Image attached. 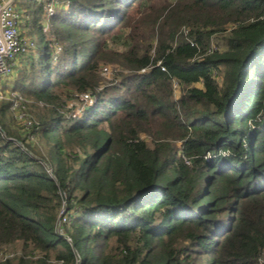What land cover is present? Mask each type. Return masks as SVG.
Listing matches in <instances>:
<instances>
[{
  "label": "trees",
  "instance_id": "1",
  "mask_svg": "<svg viewBox=\"0 0 264 264\" xmlns=\"http://www.w3.org/2000/svg\"><path fill=\"white\" fill-rule=\"evenodd\" d=\"M47 2L32 126L0 106V264H264V0H58L44 30Z\"/></svg>",
  "mask_w": 264,
  "mask_h": 264
},
{
  "label": "built area",
  "instance_id": "2",
  "mask_svg": "<svg viewBox=\"0 0 264 264\" xmlns=\"http://www.w3.org/2000/svg\"><path fill=\"white\" fill-rule=\"evenodd\" d=\"M58 0H49L45 5V17L49 19L54 14ZM45 19V18H44ZM46 20V19H45ZM23 21V12L16 6V0H0V87L5 81H9L17 73L20 58L32 52L36 47L35 37L24 35L21 32V23ZM45 21V25H46ZM44 25V30L47 26ZM145 71V69H142ZM104 74L110 73L108 66L103 69ZM18 100L13 108L17 109L21 117H25L24 128L32 126V120L24 112L25 105H22V96L16 95ZM16 100V98H15ZM95 103V97L90 92L76 94L67 104L69 116L72 119H79L85 113V110ZM1 130V127H0ZM70 222L69 212L65 205L62 206L59 218L56 224L57 234L70 238L66 234L65 226ZM0 252V259H7L8 254ZM78 264V263H76Z\"/></svg>",
  "mask_w": 264,
  "mask_h": 264
},
{
  "label": "rangeland",
  "instance_id": "3",
  "mask_svg": "<svg viewBox=\"0 0 264 264\" xmlns=\"http://www.w3.org/2000/svg\"><path fill=\"white\" fill-rule=\"evenodd\" d=\"M21 1L22 0H16V6L19 8V10L21 11V12H23L24 14H23V16H24V20H23V23H22V25H23V27L25 28V27H27L26 28V30L27 31H23L24 32V35H28V36H33V37H35V39H36V34L37 33H35V35H32L33 34V30H32V26H31V24L29 25V22L31 21L30 20V16H29V14H28V12H25V10H24V7H23V5H21ZM27 1L28 0H24V5L26 6V8H28V5H27ZM44 1V0H43ZM60 6L62 5V2L59 4ZM58 5V3H57V7L55 8V10H54V14L57 12V8H59L60 6ZM59 6V7H58ZM29 9V8H28ZM45 14V13H44ZM53 14V15H54ZM43 17H45V15H42V18ZM29 18V19H28ZM46 19V20H45ZM45 21H47L46 22V26L48 27V23H49V19H47L46 17H45ZM43 22V21H42ZM28 27H30V29L28 28ZM29 30H30V33L31 34H27V32H29ZM110 45L112 46V47H116V48H118V49H124L125 47H126V45H125V41H124V39H119V38H116L114 41L113 40H111L110 42ZM24 58L23 57H21L20 58V61H19V67H21V60H23ZM108 68H109V71H110V73H108V74H104V75H106V76H109L110 74H111V67L110 66H108ZM16 77H17V73L12 77V79H10L9 81H5L2 85H1V87H0V106L4 103V102H7V101H15V96L17 95L15 92H13L12 90H13V86H14V80L16 79ZM201 85L199 84L198 85V87H200ZM29 103L28 104H26L27 106H26V109H25V113H26V115H29L30 117L32 116V113L31 112H33V106H31V101H28ZM7 117V119H6V122L8 123V125L13 129V130H17V131H20L22 134H25L26 133V131L27 130H23V127H24V125H23V123H24V121H25V117H21L20 116V113L18 112V110L17 109H15V108H12L11 107V109H10V111L7 113V115H6ZM31 119V118H30ZM33 143L35 144V145H41V141H40V139L39 138H35L34 137V139H33ZM1 251H3L4 252V254H3V256L4 255H6V254H8V256L9 257H12L13 255H14V253H15V251L13 250V249H1ZM55 264H58L57 262L55 263Z\"/></svg>",
  "mask_w": 264,
  "mask_h": 264
},
{
  "label": "crops",
  "instance_id": "4",
  "mask_svg": "<svg viewBox=\"0 0 264 264\" xmlns=\"http://www.w3.org/2000/svg\"><path fill=\"white\" fill-rule=\"evenodd\" d=\"M23 14H24V13H23ZM28 19H29V18H28ZM23 20H24V16H23ZM22 23H23V21H22ZM22 23H21V32L24 34L23 31H27V30H26L27 27L24 28L23 25H22ZM29 25H30V23H29ZM28 28L30 29V27H28ZM27 34H31V33H30V30H29V32H27ZM32 35H34V34H32ZM30 36H31V35H30ZM31 37H33V36H31Z\"/></svg>",
  "mask_w": 264,
  "mask_h": 264
}]
</instances>
